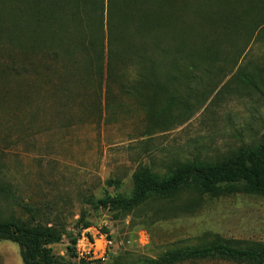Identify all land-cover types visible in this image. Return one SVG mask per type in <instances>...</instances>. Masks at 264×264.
<instances>
[{
  "label": "rangeland",
  "instance_id": "rangeland-1",
  "mask_svg": "<svg viewBox=\"0 0 264 264\" xmlns=\"http://www.w3.org/2000/svg\"><path fill=\"white\" fill-rule=\"evenodd\" d=\"M7 7L0 6L2 218L25 219V215L1 187L24 202L52 205L57 222L72 235L77 233L72 228L75 221L85 213L91 227L81 232L75 252L103 264H144L175 249L217 240L264 243V198L259 195L230 192L211 196L189 188L171 199L149 198L127 212L99 204L128 196L139 165L165 176L175 160L216 161L241 145L263 142V43L252 44L232 71L217 68L201 80H190V110L215 88L204 106L180 126L145 136L150 123L145 110L131 98L116 95L110 103L114 116L103 111L97 120L91 90L70 98L59 96L58 69L53 62L41 54L29 57L7 44L11 23ZM28 58L37 69L36 76L20 68ZM45 65L53 73L45 71L43 77ZM242 66L248 74L255 73L254 83L245 85L236 77ZM118 104L121 106L115 108ZM69 245L65 239L49 247L69 261ZM19 256L17 244L0 240V264H23ZM176 264L234 263L193 259Z\"/></svg>",
  "mask_w": 264,
  "mask_h": 264
},
{
  "label": "trees",
  "instance_id": "trees-1",
  "mask_svg": "<svg viewBox=\"0 0 264 264\" xmlns=\"http://www.w3.org/2000/svg\"><path fill=\"white\" fill-rule=\"evenodd\" d=\"M4 4L11 17L7 44L29 57L41 54L52 61L59 96L91 90L97 120L103 111L114 116L110 103L116 95L131 98L150 123L145 136L180 126L204 106L215 88L190 110V80H201L217 68L232 71L252 44H264V0H0ZM20 68L37 74L30 58ZM43 68V77L45 71L53 73L50 66ZM238 70L242 84L254 83L255 73L248 74L243 66ZM132 184L128 196L99 204L127 212L149 198L171 199L189 188L211 196L244 192L264 198V141L241 145L216 161L175 160L165 176L142 164L133 172ZM1 192L25 215L0 216V240L18 245L23 264H103L75 252L81 232L91 227L85 213L75 221L77 233L72 235L57 222L52 205L24 202L6 187ZM65 239L69 261L49 247ZM193 259L264 264V243L217 240L175 249L144 264Z\"/></svg>",
  "mask_w": 264,
  "mask_h": 264
}]
</instances>
